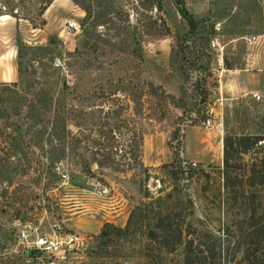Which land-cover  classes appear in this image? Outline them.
<instances>
[{"label":"rangeland","instance_id":"374dc122","mask_svg":"<svg viewBox=\"0 0 264 264\" xmlns=\"http://www.w3.org/2000/svg\"><path fill=\"white\" fill-rule=\"evenodd\" d=\"M44 1L0 0V83L19 80L23 90L33 80H44L57 90L66 81L88 89L91 83L82 80L90 77H132V56L122 48L99 56L100 69L95 64L80 69L82 60L74 59L75 50L81 49L83 39H95L88 31L101 36L110 25H84V12L73 0H51L45 8ZM211 2L212 9L194 17L199 23L195 48L202 52L200 36L209 38L210 76L204 82L209 117L199 121L192 112L190 120L180 121L181 110L171 104L156 100L145 104L148 110L136 121L142 129L138 170L93 167L92 175L75 173L72 182L68 171L59 169L56 173L65 178L47 187V178L38 180L37 171L18 175L0 167V264H183L184 235L171 252L154 248L149 259L143 254L152 215L158 210L181 213L195 236L213 248L214 258L206 259L207 264H264V239L250 234L249 219L252 208L260 213L264 207V187L232 181L225 185L221 150L226 133L264 134V96L226 95L214 75L222 57L241 66L246 39L264 31L261 0ZM113 5L128 13L130 30L150 31L145 25L158 17L168 24L170 36L158 37L154 32L141 36L138 76L177 96L185 81L170 70L168 54L172 37L185 32L186 25L174 0H117ZM205 61L201 56L200 64ZM190 75L193 78L197 72ZM183 85L190 92L191 85ZM12 113L10 122L18 124ZM3 119L0 158L22 162L20 150L10 149L7 138L2 140L14 129L3 127ZM7 176L9 183L4 180ZM131 210L137 213L132 233H124ZM40 238L46 241L43 246H51L50 251L33 246Z\"/></svg>","mask_w":264,"mask_h":264},{"label":"trees","instance_id":"16d2710c","mask_svg":"<svg viewBox=\"0 0 264 264\" xmlns=\"http://www.w3.org/2000/svg\"><path fill=\"white\" fill-rule=\"evenodd\" d=\"M73 1L84 12V25L93 28L102 23L110 25L101 36L88 31L92 32L95 39H83L81 49L75 50L74 59L82 60L81 63L78 61L80 69L93 64L96 70L100 69L102 62L97 60L99 56L105 52L108 55L114 54V50L122 48L132 56V77L98 75L87 80L75 79L91 83L88 89L80 87L77 82L67 85L66 81L57 90L48 86L44 80H33L23 90L18 87L19 80L0 83V117L4 118L3 127L11 125L14 128L2 140L6 142L7 138L10 149L20 150L22 155V162H8L0 158V167L18 175H25L29 170L37 171L40 174L38 180L47 178V187L54 186L51 184L56 179L65 178L62 173H56L59 169L68 171V180L73 182L75 173L92 175L93 167L114 172L142 168V129L136 121L143 117L145 109L148 110L144 108L145 104L153 100L180 109L181 113L177 117L180 121L190 120L189 114L192 112L199 121L209 117V93L204 87L206 77L210 76L209 38L206 35L200 36L199 47L202 52H199L195 48L199 23L187 11L183 0H174V3L177 13L185 22L186 30L172 37L168 54L170 70L185 81L179 86L177 96L166 93L159 85L140 80L138 76L142 58L141 36L153 32L158 37L171 35L163 18L158 17L151 24L147 23L145 26L150 31L147 28L135 31V27L129 29L128 13L122 11L121 7H114L113 3H117V0H108V3L102 0H90L92 3ZM50 2L45 0L44 8ZM156 4V9H160L158 1ZM151 25L156 26L151 28ZM102 35L107 37L104 39ZM201 56L206 57V64H200ZM221 60L223 68L239 67L228 62L225 57ZM110 63L115 64V61ZM193 71L197 75L192 78L190 74ZM185 83L191 85L190 92L183 85ZM8 111L13 112L18 124L10 122ZM176 133L178 127L174 130ZM221 150L225 185L232 181L247 187H264V134L226 133L222 138ZM4 180L9 183L11 178L7 176ZM136 216L135 210H131L122 232L132 233V220ZM249 219L252 222L250 234L259 240L264 239V207L260 213L252 208ZM147 239L143 254L148 259L151 258L152 249L171 252L182 240L183 264H205L208 262L206 259L212 260L215 255L213 248L202 237L195 236L190 225H185L181 213L173 211L158 210L153 213Z\"/></svg>","mask_w":264,"mask_h":264},{"label":"crops","instance_id":"0c3cea01","mask_svg":"<svg viewBox=\"0 0 264 264\" xmlns=\"http://www.w3.org/2000/svg\"><path fill=\"white\" fill-rule=\"evenodd\" d=\"M187 11L201 15L212 9L211 0H183ZM264 15V0H261ZM221 60V58H220ZM214 75L218 88L225 86V94L250 95L255 93L264 96V31L257 36L251 45H248L242 57V64L231 69L223 68L218 61ZM13 77H9L11 81Z\"/></svg>","mask_w":264,"mask_h":264},{"label":"built area","instance_id":"2783aa9c","mask_svg":"<svg viewBox=\"0 0 264 264\" xmlns=\"http://www.w3.org/2000/svg\"><path fill=\"white\" fill-rule=\"evenodd\" d=\"M255 40V36H250L246 39V45H251ZM251 97L253 98H256L258 99V95H256L255 93H251ZM21 236H24L23 232L21 231L20 232ZM46 241H43V239H38L36 241L33 242V246H35L36 248H39L40 250H45V251H50L51 250V246H43V244L45 243Z\"/></svg>","mask_w":264,"mask_h":264},{"label":"bare ground","instance_id":"6f19581e","mask_svg":"<svg viewBox=\"0 0 264 264\" xmlns=\"http://www.w3.org/2000/svg\"><path fill=\"white\" fill-rule=\"evenodd\" d=\"M2 19H5V18H2Z\"/></svg>","mask_w":264,"mask_h":264}]
</instances>
